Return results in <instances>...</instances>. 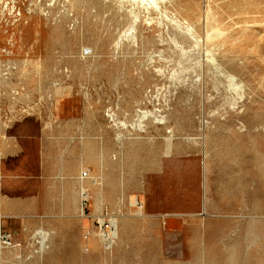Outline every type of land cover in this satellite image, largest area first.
I'll use <instances>...</instances> for the list:
<instances>
[{
  "label": "rangeland",
  "instance_id": "374dc122",
  "mask_svg": "<svg viewBox=\"0 0 264 264\" xmlns=\"http://www.w3.org/2000/svg\"><path fill=\"white\" fill-rule=\"evenodd\" d=\"M8 2L21 15L14 19L5 11ZM102 3L0 0V142L17 143L14 137L26 121L31 122L27 131L56 141L64 132H79L90 139L116 138L110 181L102 177L104 171L101 177L87 168L80 173L86 175L77 209L84 219L78 245L76 230L74 235L71 232L76 220L59 216L64 211L57 202L60 198L54 196L49 180L42 179L49 165L33 173L38 179L22 180L15 188L11 184L6 193L2 188V196L6 195L0 199H4L2 224L15 248L0 250V264H264V0H175L162 8L197 23L195 28L203 35L220 24L230 37L233 44H226L228 55L218 58L224 68L232 66L245 85L247 98L236 105L238 113L225 98L229 94L223 78L208 65L198 74V61L205 56L187 39L180 40L181 51L171 38L179 37L177 29L163 14L135 5L139 16L133 40L129 34L132 6ZM208 9L211 20L204 18ZM120 38L121 44L115 47ZM227 56L235 64L227 63ZM154 108L169 116L167 125L175 132L147 119L143 122L147 128L140 129L139 110ZM29 152L34 171L48 157L62 154L60 148L52 147ZM90 155L86 160L92 159ZM5 164L11 166L12 161ZM17 200L22 203L16 204ZM136 201L146 214L143 219L133 215L138 207L131 203ZM105 210L113 214V232L118 226L122 229L119 241L114 237L109 244L96 221ZM40 229L48 235L43 251Z\"/></svg>",
  "mask_w": 264,
  "mask_h": 264
},
{
  "label": "crops",
  "instance_id": "0c3cea01",
  "mask_svg": "<svg viewBox=\"0 0 264 264\" xmlns=\"http://www.w3.org/2000/svg\"><path fill=\"white\" fill-rule=\"evenodd\" d=\"M30 123V121H26V126H23L22 130H20L17 136L14 137L15 140H17V143L0 142V172L2 175L0 199L5 198L6 196L4 193L2 196V188L6 193V189L11 184V186L15 188L16 185H22V180H28L31 178L38 179L33 173L39 172L42 167L49 165L44 167L47 174L42 179L49 180L51 188L55 191L54 196L60 198L59 201H56L63 205L64 211H61L59 216L65 220H68L69 218L76 220L73 222V226H71V232L72 235H74L73 232L76 230L75 234L78 239V245L79 234L84 226V219L79 218L77 212L78 205L83 200L81 189L84 185V179L81 178L80 173L82 169L87 168L88 172L92 175L101 177V173L104 171L102 177L110 179L111 166L114 164L111 159V153L116 149V138L111 136L108 138H101L98 135L90 139L85 138V136L79 132H64L61 133V138H57L61 141H56L55 139L48 137L47 134H37L27 131L29 127L27 125ZM2 140L6 139L3 138ZM51 147L60 148L62 154L57 157H48V159L46 157L47 160H44V165L41 164L40 168L38 169L37 167L38 170L35 169L34 171L31 164L34 159L31 157L29 151L36 149L47 150ZM17 152H20L21 154L18 156ZM90 154L92 155V160H86V155ZM7 160L12 161L11 166H6L5 163ZM72 169L74 170L72 171ZM3 200L4 199H2V202L0 200V212L4 210ZM39 202L43 203L44 201L39 200ZM15 203L20 204L22 202L17 200ZM19 206L20 205L16 206L18 213ZM65 242H69L67 236Z\"/></svg>",
  "mask_w": 264,
  "mask_h": 264
},
{
  "label": "bare ground",
  "instance_id": "6f19581e",
  "mask_svg": "<svg viewBox=\"0 0 264 264\" xmlns=\"http://www.w3.org/2000/svg\"><path fill=\"white\" fill-rule=\"evenodd\" d=\"M91 2L93 1V3L94 2H97V3H117V4H120L121 5V7H122V5L125 3H129L132 7L130 8V12L131 13H133L134 14V19H133V22L131 23V26H130V33L129 34H131L132 35V38H133V40H135V35L133 34V32H134V27L135 26H137V25H135L136 23V19L138 18V13L136 12V9H135V5H137L138 7V9H144V10H147V11H149V10H157V11H159L158 13H161V14H163L162 16L166 19H168V21H169V23L173 26V27H175L176 29H177V33H178V35H179V37H176V35H174L173 37H171L172 38V40H173V42L176 44V46H179L180 48L179 49H181V51H182V49H183V45H180L179 44V42H180V40H181V42H182V40L183 39H187L189 42H191L192 44H193V47H195L197 50H199V52L201 51V53H202V55L201 56H205V58H202L203 60H199L198 61V65H199V70H200V73H198V74H201V71L203 70V67L205 66V65H208V66H212L211 68L213 69H215V71L218 73V75L219 76H221L222 78H223V80H224V83H222L223 84V86H224V88H226V90H227V92H228V96H225V98H227V100L229 101V103H230V107L233 109V111L235 112V113H238L237 112V104L238 103H241L244 99H245V97H246V93H245V85H243V83H242V81H241V79L239 78V76H238V72H235L234 70H233V68H232V66H231V68L229 67V64L227 65L228 67H226V68H224L221 64L222 63H224V62H222V61H220V62H222V63H220L219 62V58H218V56L219 55H221V56H223L222 58H224V56H226V55H228L227 54V51H226V44H227V42L228 43H231V41H230V37L228 36H226V33H224V31L222 30V28H221V26H220V24H216V25H214L213 27H212V30H211V32H209L208 30V32L206 31V33L203 35V33L201 34V33H199V31L195 28V25L197 24V23H193V19H194V17H193V15H192V20H189V21H192V23L191 22H188L185 18H183V17H179L177 14H176V12L174 13V12H171V13H169L168 11H167V9H164V10H162V8H165L167 5H173L174 4V2H175V0H90ZM205 1V0H204ZM241 1V0H240ZM247 1V0H246ZM250 1V0H249ZM252 1V0H251ZM256 1V0H255ZM102 3V4H103ZM211 4V3H210ZM246 4V3H245ZM251 4V3H250ZM98 5H100V4H98ZM127 5V4H126ZM255 5V4H254ZM117 6V5H116ZM248 6H249V4H248ZM251 6V5H250ZM260 6V5H259ZM134 7V8H133ZM252 7V6H251ZM116 8V7H115ZM244 8H245V6H244ZM137 9V10H138ZM185 9V8H184ZM249 9V8H248ZM256 9V8H255ZM127 10V9H126ZM129 10V9H128ZM174 10V9H173ZM142 11V10H141ZM190 11H191V9H190ZM214 11V10H213ZM187 12V11H186ZM130 13V14H131ZM129 14V15H130ZM197 15H199V14H197ZM200 15H202V14H200ZM212 14L210 13V10L208 9V11H207V14H206V16L204 17L205 19H210L211 20V17L213 16H211ZM191 16V15H190ZM190 16H189V18H190ZM131 17V16H130ZM142 17V16H141ZM147 17V16H146ZM153 17H154V15H153ZM200 17V16H199ZM198 17V18H199ZM158 18V17H157ZM187 18V17H186ZM202 18H203V15H202ZM203 18V19H204ZM149 19V18H148ZM166 19V20H167ZM139 20V19H138ZM143 20V19H142ZM164 20V19H163ZM200 20H201V17H200ZM199 20V21H200ZM210 20H208V21H210ZM155 21V20H154ZM203 21V20H202ZM143 22V21H142ZM142 22H140V23H142ZM145 22H147V20L145 21ZM148 22H149V20H148ZM151 22V21H150ZM201 22V21H200ZM152 23V22H151ZM203 23H205V21H203ZM201 24H202V22H201ZM209 24V23H208ZM149 25V24H148ZM168 25V24H167ZM166 25V26H167ZM160 26V25H159ZM198 26H200V28L202 27L201 25H198ZM198 26H196V27H198ZM138 27H140L139 25H138ZM156 27V26H155ZM163 27V26H162ZM204 27V26H203ZM165 28V27H164ZM139 29V28H138ZM166 29V28H165ZM125 30V29H124ZM161 30V29H160ZM172 30V29H171ZM201 30V29H200ZM127 31V30H126ZM125 31V32H126ZM138 31V30H137ZM136 31V33H138ZM140 31V30H139ZM173 31V30H172ZM202 31H204L203 29H202ZM204 31V32H205ZM244 31V30H243ZM163 32H164V30H163ZM201 32V31H200ZM226 32V31H225ZM123 33V32H122ZM141 33H143V32H141ZM160 33V32H159ZM227 33H229V32H227ZM245 33V32H244ZM128 34V33H127ZM126 34V35H127ZM123 35H125V34H123ZM246 35V34H245ZM248 35V34H247ZM121 36V35H120ZM138 36V35H137ZM147 36V35H146ZM163 36V35H162ZM131 37V36H130ZM145 37V36H144ZM151 37V36H150ZM139 38V37H138ZM141 38V37H140ZM236 38V37H235ZM239 38V37H238ZM144 39V38H143ZM170 39V38H169ZM246 39V38H245ZM164 40V39H163ZM172 40H170V41H172ZM232 40V39H231ZM236 40H237V38H236ZM235 40V41H236ZM138 41H139V39H138ZM153 41V40H152ZM232 42H234V41H232ZM246 42V41H245ZM245 42H243V43H245ZM154 43V42H153ZM157 43H160V41L159 42H157ZM236 43V42H235ZM254 43V42H253ZM121 44V38L120 39H118V40H116V42H115V47L116 46H119ZM148 44V43H147ZM175 44H174V47H176L175 46ZM231 44H233V43H231ZM256 44H258V43H256ZM142 45V44H141ZM140 45V46H141ZM144 45V44H143ZM230 45V44H229ZM130 46H134V44H132V45H130ZM139 46V47H140ZM145 46V45H144ZM171 46V45H170ZM169 46V47H170ZM142 47V46H141ZM140 47V48H141ZM146 47H148V46H146ZM172 47V46H171ZM233 47V46H232ZM232 47H229V48H232ZM253 47V46H252ZM128 48V47H127ZM131 48V47H130ZM134 48V47H133ZM173 48V47H172ZM253 48H255V47H253ZM175 50H176V48H175ZM175 50H174V52H175ZM244 50V49H243ZM188 51V50H187ZM260 51V50H259ZM264 51V50H263ZM160 52H161V50H160ZM177 52V51H176ZM192 52H194V51H192ZM252 52V51H251ZM250 52V53H251ZM165 53V52H164ZM255 53V52H254ZM173 54V53H172ZM171 54V55H172ZM176 53H174L173 55H175ZM257 54V53H256ZM263 54V53H262ZM130 55H131V53H130ZM177 55V54H176ZM230 55V54H229ZM182 56H183V54H182ZM260 56V55H259ZM176 57V56H175ZM194 57V56H193ZM163 58V57H162ZM174 58V57H173ZM185 58V57H184ZM188 58V57H187ZM186 58V59H187ZM260 58V57H259ZM263 58H264V56H263ZM126 59V58H125ZM133 59H134V57H133ZM133 59H131V60H133ZM180 59V58H179ZM190 59V58H189ZM249 59V58H248ZM261 59V58H260ZM131 60H130V62H131ZM170 60V59H169ZM173 60V59H172ZM191 60H192V58H191ZM220 60H221V58H220ZM223 60V59H222ZM225 60H226V62L227 61H229L230 63H231V65L232 64H235V59H233V58H228V56L227 57H225ZM225 60H223V61H225ZM262 60V59H261ZM161 62V61H160ZM174 62V61H173ZM172 62V63H173ZM177 62H179L178 60H177ZM176 62V63H177ZM193 62V61H192ZM195 62V61H194ZM241 61H239L238 63H240ZM164 63V62H163ZM162 63V64H163ZM197 63V62H196ZM228 63V62H227ZM263 63H264V61H263ZM162 64H160V65H162ZM168 64V63H167ZM186 64V63H185ZM257 64V63H256ZM131 65H132V63H131ZM171 65V64H170ZM195 65V64H194ZM264 65V64H263ZM159 66V65H158ZM157 66V67H158ZM177 66V65H176ZM207 66V67H208ZM163 67V66H162ZM166 67V66H165ZM171 67V66H170ZM193 67V66H192ZM177 68V67H176ZM206 68V67H205ZM209 68V67H208ZM264 68V67H263ZM207 69V68H206ZM258 69V68H257ZM170 70V69H169ZM168 70V71H169ZM188 70V69H187ZM190 70V69H189ZM193 70V69H192ZM209 70V69H208ZM214 71V72H215ZM165 73L167 72V71H164ZM263 72V71H262ZM171 73V72H170ZM257 73V72H256ZM183 74V73H182ZM196 74V73H195ZM203 74V73H202ZM248 74V73H247ZM161 75V74H160ZM164 75V74H163ZM168 75V74H167ZM167 75H166V78H167ZM245 75V74H244ZM255 75V74H254ZM165 76V75H164ZM183 76V75H182ZM188 77V76H187ZM191 77V76H190ZM260 77V76H259ZM165 78V77H164ZM168 78H169V76H168ZM167 78V79H168ZM199 78V77H198ZM242 78V77H241ZM262 78H263V76H262ZM259 79V78H258ZM171 80V79H170ZM180 80V79H179ZM244 80V79H243ZM261 80V79H260ZM220 81V80H219ZM218 81V82H219ZM222 81V80H221ZM257 81V80H256ZM262 81V80H261ZM166 82V81H165ZM203 82V81H202ZM209 82H212V81H209ZM208 82V83H209ZM260 82V81H259ZM258 82V83H259ZM264 82V81H263ZM207 83V84H208ZM163 84V83H162ZM172 84V83H171ZM200 84V83H199ZM207 84H204L205 86L207 85ZM165 85V84H164ZM167 85V84H166ZM221 85V84H220ZM168 86V85H167ZM175 86V85H174ZM174 86L172 87V89H174ZM212 86V85H211ZM222 86V85H221ZM222 86V87H223ZM176 87V86H175ZM179 87V86H178ZM184 87V86H183ZM202 87V86H201ZM217 87V86H216ZM247 87V86H246ZM171 88V87H170ZM168 89V90H171V89ZM191 88V87H190ZM210 88V87H209ZM221 88V87H220ZM248 88V87H247ZM163 89V88H162ZM177 89V88H176ZM180 89V88H179ZM184 89V88H183ZM208 89V88H207ZM206 89V90H207ZM257 89V88H256ZM258 89H260V88H258ZM193 90H196V89H193ZM198 90V89H197ZM264 90V89H263ZM180 91H182V90H180ZM189 91V90H188ZM203 91V90H202ZM211 91V90H210ZM209 91V92H210ZM246 91H248V90H246ZM186 92H187V90H186ZM204 92V91H203ZM202 92V93H203ZM206 92V91H205ZM208 92V91H207ZM212 92V91H211ZM218 92V91H217ZM220 92V91H219ZM264 92V91H263ZM164 93H166V92H164ZM169 93V92H168ZM167 93V94H168ZM175 93V92H174ZM177 93V92H176ZM179 93V92H178ZM180 93H182V92H180ZM195 93H196V91H195ZM212 93H214V91L212 92ZM216 93V92H215ZM221 93V92H220ZM223 93V92H222ZM194 94V93H193ZM192 94V95H193ZM206 94V93H205ZM171 95H173V94H171ZM180 94H178V96H179ZM188 95V94H187ZM198 95V94H197ZM202 95V94H201ZM207 95V94H206ZM205 95V96H206ZM212 95V94H211ZM217 95H218V93H217ZM223 96H224V93L222 94ZM227 95V94H226ZM248 95V94H247ZM194 96V95H193ZM199 96H200V94H199ZM255 96H256V94H255ZM154 97V96H153ZM168 97V96H167ZM202 97V96H201ZM201 97H199L200 99H201ZM151 98V97H150ZM161 98V97H160ZM171 98V97H170ZM214 98V97H213ZM218 98V97H217ZM222 98V97H221ZM247 98V97H246ZM159 99V98H158ZM176 99V98H175ZM180 99V98H179ZM203 99V98H202ZM204 99H205V97H204ZM211 99V98H210ZM210 99H208V101L210 100ZM161 100H163V99H161ZM212 100V99H211ZM169 101V100H168ZM204 101V100H203ZM202 101V102H203ZM214 101V100H213ZM249 101V100H248ZM247 101V102H248ZM173 102L174 101H172V104H173ZM176 103H177V101H175ZM174 102V103H175ZM201 102V103H202ZM211 102V101H210ZM217 102V101H216ZM244 102H245V100H244ZM142 103V102H141ZM204 103V102H203ZM243 103V102H242ZM159 104V103H158ZM205 104V103H204ZM209 104V103H208ZM246 104V103H245ZM161 105V104H160ZM213 105V104H212ZM141 106V105H140ZM144 106V105H143ZM159 106V105H158ZM176 107V106H175ZM213 107V106H212ZM225 107H226V105H225ZM242 107H244V106H242ZM257 107V106H256ZM138 108V107H137ZM141 108V107H140ZM200 107H198V111L200 110L199 109ZM222 108V107H221ZM171 109H173V108H171ZM241 109V108H240ZM260 109V108H259ZM169 110V109H168ZM175 110V109H174ZM174 110H173V112H174ZM243 110V109H242ZM197 111V110H196ZM169 112V111H168ZM175 112H176V110H175ZM195 112V111H194ZM193 111L192 112H190V113H194ZM210 112V111H209ZM242 112V111H241ZM113 113V112H112ZM166 113H167V111H166ZM170 113V112H169ZM197 113V112H196ZM196 113H194L195 115H196ZM199 113V112H198ZM201 113V112H200ZM205 113V112H204ZM229 113V112H228ZM186 114V113H185ZM206 114V113H205ZM224 114H226L227 115V113H224ZM112 115V114H111ZM170 115V114H169ZM173 114H171L170 116H172ZM175 115V114H174ZM174 115H173V117H174ZM176 115H179V114H176ZM192 115V114H191ZM195 115H194V117H195ZM199 115V114H198ZM201 115V114H200ZM199 115V116H200ZM214 115H216V114H214ZM218 115V114H217ZM225 115V116H226ZM137 116H138V119H137V125L140 127V129L141 130H145L146 128H147V125L145 124V123H143L144 121H145V119H147V120H151L152 122H154V123H156V124H158V125H160L161 127H163V128H165V130H167V128L169 127L170 128V126H168L167 124H168V117H166V115H164L163 113H161V108L159 109V108H154V110H148V109H140L139 110V113L137 114ZM187 116H189V115H187ZM207 116V115H206ZM205 116V117H206ZM209 116V115H208ZM184 117V116H183ZM210 117H212V115L210 116ZM219 117V116H218ZM172 118V117H171ZM175 118V117H174ZM188 118V117H187ZM198 118H200V117H198ZM207 118V117H206ZM194 119V118H193ZM202 119H203V117H202ZM210 118H208V120H209ZM221 119V118H220ZM225 119V118H224ZM171 120V119H170ZM174 120V119H173ZM172 121V120H171ZM210 121V120H209ZM203 122V121H202ZM214 122H216L215 121V118H214ZM204 123V122H203ZM206 123V122H205ZM212 123H213V121H212ZM131 125V124H130ZM158 125H156V126H158ZM205 125H207V124H205ZM215 125H216V123H215ZM220 125V124H219ZM125 126V125H124ZM133 126V125H132ZM221 126V125H220ZM219 126V127H220ZM134 127V126H133ZM160 127V128H161ZM206 127V126H205ZM154 128H155V126H154ZM206 128H208V127H206ZM209 128H210V126H209ZM221 128V127H220ZM219 129V128H218ZM178 130V129H177ZM212 130V129H211ZM214 130V129H213ZM230 130V129H229ZM161 131V130H160ZM160 131H158V133L160 132ZM215 131V130H214ZM213 131V132H214ZM223 131V130H222ZM222 131H221V133H220V135H219V133H218V135L219 136H221V134H223L222 133ZM163 132V131H162ZM168 132H175V129H174V127H171L170 128V130H168ZM209 132V131H208ZM117 133H119V132H117ZM210 133V132H209ZM172 134V133H171ZM175 134V133H174ZM214 134V133H213ZM224 134H225V132H224ZM227 134V133H226ZM124 134H122V136H123ZM206 136H208V134L207 135H205L204 137H203V141L206 139ZM214 136V135H213ZM121 137V136H120ZM198 137V136H197ZM214 137H216V136H214ZM164 138H166V137H164ZM174 139V138H173ZM173 139H171V140H167V143H168V148H169V145L171 144V141L173 142ZM214 140H216L215 138H213ZM253 139V137L251 138V140ZM119 140V139H118ZM166 140V139H165ZM177 140V138L175 139V141ZM179 140V139H178ZM210 140V139H209ZM182 141V140H181ZM206 141V140H205ZM226 141V140H225ZM227 141H228V139H227ZM236 141V140H235ZM254 141V140H253ZM179 143H180V141H178ZM178 142H175V143H178ZM164 143H165V141H164ZM208 143V142H207ZM205 144V143H204ZM220 144V143H219ZM223 144V143H222ZM252 144V143H251ZM143 145V144H142ZM162 145V144H161ZM174 145V144H173ZM172 145V146H173ZM144 146V145H143ZM208 146H209V144H208ZM215 146H216V144H215ZM220 146V145H219ZM157 147V146H156ZM181 147H182V145H181ZM221 147V146H220ZM219 147V148H220ZM135 148L136 147H134V150H135ZM158 148H160V147H158ZM174 148V147H173ZM207 145L205 144L204 145V155H205V157L208 155L207 154ZM215 148V147H214ZM132 149V148H131ZM162 149H163V147H162ZM170 149V148H169ZM173 150V149H172ZM207 150V151H206ZM213 150V149H212ZM255 150H256V148H255ZM258 150V149H257ZM203 151V150H202ZM231 151H233V150H231ZM238 151V150H237ZM259 151V150H258ZM130 152H131V150H130ZM140 152V151H139ZM149 152V151H148ZM218 152V151H217ZM220 152V151H219ZM216 153V152H215ZM214 153V156L216 155ZM221 153V152H220ZM219 153V154H220ZM222 153H224V152H222ZM232 153V152H231ZM144 154V153H143ZM153 154V153H152ZM254 154V153H253ZM260 154H261V152H260ZM263 154V153H262ZM156 155V154H155ZM221 155V154H220ZM143 156H145V155H143ZM152 156V155H151ZM140 157V156H139ZM217 157V156H216ZM222 157V156H221ZM255 157V156H254ZM154 158V157H153ZM218 158V157H217ZM220 158V157H219ZM238 158V157H237ZM88 159L89 160H92L90 157H88ZM129 159H131V158H129ZM134 159V158H133ZM213 159V158H212ZM253 159V158H252ZM128 160V159H127ZM138 160V159H137ZM149 160V159H148ZM154 160V159H153ZM152 160V161H153ZM206 160V159H205ZM237 160V159H236ZM76 161V160H75ZM129 161V160H128ZM136 161V160H135ZM141 161V160H140ZM143 161V160H142ZM212 161H214V160H212ZM255 161H256V158H255ZM138 162H139V160H138ZM218 162V161H217ZM216 162V163H217ZM68 163H70V162H68ZM131 163V162H130ZM137 163V162H136ZM134 164H135V162H134ZM133 164V165H134ZM138 164H140V163H138ZM144 164H145V162H144ZM213 164H215V163H213ZM258 164V163H257ZM141 165V164H140ZM205 165V164H204ZM67 166H70V165H67ZM206 166V165H205ZM223 166H225V165H223ZM260 166V165H259ZM209 167V166H208ZM227 167V166H226ZM71 168H73V167H71ZM261 167H259V169H260ZM205 169V168H204ZM74 169H72V171H73ZM214 170H215V168H214ZM71 171V170H70ZM211 171V170H210ZM261 171H263V170H261ZM85 172H86V170H85ZM72 173V172H71ZM213 173H214V171H213ZM226 173V172H225ZM232 174H234V173H232ZM231 174V175H232ZM263 174V173H262ZM215 175V174H214ZM90 176H92V175H90ZM109 176V175H108ZM77 177V176H76ZM94 177V176H93ZM97 177V176H96ZM263 177V176H262ZM213 178V177H212ZM94 179V178H93ZM95 180V179H94ZM108 180H109V178H108ZM209 180V179H208ZM211 180V179H210ZM107 181V180H106ZM110 181V180H109ZM109 181H107V182H109ZM212 181V180H211ZM205 182V181H204ZM236 182V181H235ZM108 184V183H107ZM106 184V185H107ZM111 184V183H110ZM211 184V183H210ZM255 184V183H254ZM109 185V184H108ZM107 185V186H108ZM113 185V184H112ZM111 185V186H112ZM207 185H209L208 183H207ZM206 186V185H205ZM110 187V186H109ZM252 187V186H251ZM108 188V187H107ZM111 188V187H110ZM116 188H117V186H116ZM209 188V187H208ZM258 188V187H257ZM109 189V188H108ZM113 189V188H112ZM114 190H115V185H114ZM82 191V190H81ZM105 191V190H104ZM111 191H113V190H110V192ZM116 191V190H115ZM107 193V192H106ZM105 193V194H106ZM115 193V192H114ZM42 194H43V192H42ZM109 194V193H108ZM108 194H106V195H108ZM209 194V193H208ZM231 194V193H230ZM113 195V194H112ZM229 195V194H228ZM219 196V195H218ZM221 196V195H220ZM224 196V195H223ZM222 196V197H223ZM130 198V197H129ZM44 199V198H43ZM85 199V198H84ZM122 199V198H121ZM39 201V200H38ZM68 201V200H67ZM256 201V200H255ZM259 201V200H258ZM69 202V201H68ZM67 202V203H68ZM137 202V201H136ZM69 205V204H68ZM131 205H137V210H136V213L134 212V216H136L137 218H144V216L146 215H144V213H143V211H142V204H140L139 202H137V203H131ZM261 206H262V204H261ZM134 207V206H133ZM253 207V206H252ZM135 208V207H134ZM37 209V208H36ZM261 209V208H260ZM133 212V211H132ZM146 213V212H145ZM81 216H83V215H81ZM132 217V216H131ZM126 220V219H125ZM130 220V219H129ZM133 220V219H132ZM131 220V221H132ZM224 220V219H223ZM124 221V220H123ZM136 221V220H135ZM225 221V220H224ZM121 223V222H120ZM132 223V222H131ZM137 223H138V219H137ZM126 224V223H125ZM129 224V223H128ZM134 224V223H133ZM225 224V223H224ZM120 225V224H119ZM122 225V224H121ZM222 225V224H221ZM123 226V225H122ZM121 226V227H122ZM127 226V225H126ZM128 227H130V226H128ZM221 227V226H220ZM40 228V227H39ZM42 228V227H41ZM120 229L121 228H119V226H118V229L114 232V236L117 238V241H119L118 240V237L120 236ZM124 229H126V228H124ZM133 229V228H132ZM48 230V229H47ZM52 231V230H51ZM121 231H122V229H121ZM124 231V230H123ZM132 231V230H131ZM220 232V231H219ZM39 235H40V237H41V243L40 244H42V246H41V249L40 250H42L43 251V249H44V247H45V241H47V238H48V235H47V232L46 231H43V230H39L38 232H37ZM37 233L35 232L34 234H36V236H38L37 235ZM126 233V232H125ZM49 234V233H48ZM52 234V233H51ZM35 236V237H36ZM50 236V235H49ZM34 237V236H33ZM32 237V238H33ZM34 237V238H35ZM40 237H39V239H40ZM50 238H54V237H50ZM40 241V240H39ZM52 241V243L54 242L53 240H51ZM34 242V241H33ZM48 242H49V240H48ZM113 243H114V241H113ZM19 244V243H18ZM48 244H50V243H48ZM54 244V243H53ZM108 244V243H107ZM52 245V244H51ZM95 246H96V242H95ZM13 248V247H12ZM15 248V247H14ZM13 248V249H14ZM51 247H49V249H50ZM94 248V247H93ZM21 249V248H20ZM109 249V248H108ZM1 250V249H0ZM3 250V249H2ZM39 250V251H40ZM52 250V249H51ZM37 251V250H36ZM49 251V250H48ZM100 251H102V250H100ZM10 252V251H9ZM13 252V251H12ZM35 252V251H34ZM45 252V251H44ZM50 252V251H49ZM8 253V252H7ZM41 253V252H40ZM10 254H11V252H10ZM38 254V253H37ZM5 256V255H4ZM3 258V257H2ZM82 261V260H81ZM85 261V260H84ZM4 262V261H3Z\"/></svg>",
  "mask_w": 264,
  "mask_h": 264
},
{
  "label": "built area",
  "instance_id": "2783aa9c",
  "mask_svg": "<svg viewBox=\"0 0 264 264\" xmlns=\"http://www.w3.org/2000/svg\"><path fill=\"white\" fill-rule=\"evenodd\" d=\"M4 10L8 11L10 15L13 16L14 19L17 18L18 14L21 15V11L19 9L17 10L16 5L15 4L10 5V2L6 4V9ZM0 153H1V150H0ZM83 175H86V173L82 172V175H80L81 178ZM1 178H2V175L0 172V193H1ZM82 194H84V191H82ZM112 217H113V214L110 213L108 210H105V212L98 215L96 219L98 227L102 231V233L100 234L103 236L104 241L108 244L111 243L113 238L115 237L114 232H113ZM2 222H3V216L0 212V249L15 246L14 239L12 238L9 232L4 230Z\"/></svg>",
  "mask_w": 264,
  "mask_h": 264
}]
</instances>
